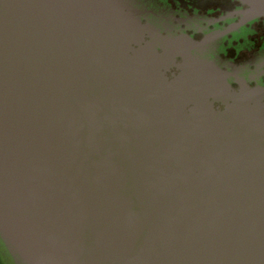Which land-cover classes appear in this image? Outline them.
<instances>
[{
    "label": "water",
    "instance_id": "water-1",
    "mask_svg": "<svg viewBox=\"0 0 264 264\" xmlns=\"http://www.w3.org/2000/svg\"><path fill=\"white\" fill-rule=\"evenodd\" d=\"M176 14L0 0V264H264V88Z\"/></svg>",
    "mask_w": 264,
    "mask_h": 264
},
{
    "label": "flooded vegetation",
    "instance_id": "flooded-vegetation-1",
    "mask_svg": "<svg viewBox=\"0 0 264 264\" xmlns=\"http://www.w3.org/2000/svg\"><path fill=\"white\" fill-rule=\"evenodd\" d=\"M166 2L177 12L176 23L194 41L211 37L210 60L234 79L230 84L233 89L239 88L240 80H245L250 87L264 88V18L242 23L235 14L240 7L236 0Z\"/></svg>",
    "mask_w": 264,
    "mask_h": 264
}]
</instances>
